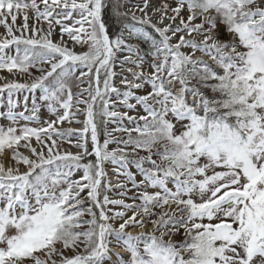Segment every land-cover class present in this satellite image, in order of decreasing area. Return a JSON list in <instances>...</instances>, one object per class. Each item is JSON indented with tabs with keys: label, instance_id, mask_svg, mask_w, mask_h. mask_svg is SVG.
Wrapping results in <instances>:
<instances>
[{
	"label": "rangeland",
	"instance_id": "obj_1",
	"mask_svg": "<svg viewBox=\"0 0 264 264\" xmlns=\"http://www.w3.org/2000/svg\"><path fill=\"white\" fill-rule=\"evenodd\" d=\"M261 1L260 5L258 0H253L238 6L242 14H249L255 27L264 21L260 16L264 12ZM120 2L124 15L142 27H149L163 40L160 48L166 54L162 60L145 61L139 57L136 45L129 41H110L106 45L99 21L93 19L97 17L94 0H0V79L12 80L0 88L3 93L0 96V181L5 183L29 174L32 166L23 163L24 155L29 162L40 165L49 164L53 159L64 160L62 169H57L62 171L59 177L46 173L52 177L46 179L44 188L32 191L25 186L22 202H17L8 188L0 190V260L4 257L0 264H123L122 258L127 255L124 253L128 252L120 232L150 235L154 224L160 222L165 225L161 228L164 229L161 241L171 239L180 255L195 253L191 243L186 251L181 248L185 235L195 230L206 232V239L212 245L207 247L212 264H264V244L257 241L258 238L263 241L264 206H260L263 211L255 223L251 218L256 209L251 199L264 193V79L257 72L253 77L249 72L257 60L264 68L263 47L259 44L257 53L256 45L264 36V25L257 33L256 30L247 33L243 27L241 35L232 30L226 36V41L231 42L229 53L234 56V69L242 66V53L247 51L248 43L258 47L256 53L260 56H247L242 73L248 80L250 98L256 102V118L243 128V139L238 135L236 140L233 132H222L219 127L206 150L193 153L186 149L192 142L187 133L200 129L190 110L200 106L202 97L197 91L178 92L174 86L182 77L173 75L177 65L172 62L179 58L187 63L188 57L209 59L210 55L225 51L221 43L223 26L213 27L206 22L211 13L191 12L190 3L185 0L153 1L156 17H169L164 27L136 17L145 13L148 0ZM128 9L134 10L133 15L127 13ZM90 21L94 23L90 25ZM75 40L85 46L79 48ZM94 41L99 42L94 44V52L89 56L91 52L87 53L84 47ZM25 44L36 51L19 53L26 49ZM41 48L56 58L43 59ZM171 48L174 52H170ZM88 56L92 64L100 57L101 61L107 59L104 87L110 95L103 97L106 156L102 155L97 140L95 105L99 96L107 93L99 85L97 71L91 84L89 72L83 66L85 73L75 80L73 93L65 85L50 92L43 87L61 58L78 60ZM131 68L136 69V74L123 75L139 81L136 87L122 84L121 77L116 76L117 72ZM137 127L144 128L142 132L152 130L139 139L143 144L138 150L131 145L134 141L131 136L140 134ZM60 128L71 131L51 135ZM37 130L48 132L38 134ZM88 134L94 147L85 156L94 153L97 159L92 188L91 166L80 163ZM170 138L176 142V161L162 153L171 148ZM65 148H72L76 153L66 152ZM185 160L195 162V174L188 177L191 184L186 186L182 183L183 172L188 170L185 171ZM70 161L74 165L68 166ZM171 171L181 180L175 182ZM101 184L106 188L107 208L99 210L100 221L105 218L113 229L104 234L101 256L93 260L96 250L91 255L83 254L94 241L91 216L80 221L81 226L72 234H75L72 243L71 238L68 241V237H61L70 228L65 223L60 226V218L74 216L76 213L72 210L81 204L101 205L98 200ZM147 193L166 196L161 207L150 202ZM187 202L188 208L184 206ZM203 204L209 209H202ZM194 209L202 211L195 214ZM171 216L183 219L178 226H171L168 220ZM100 234L99 227L97 245ZM149 241L147 236L135 240L138 254L147 255L143 264H172L167 254L165 258H157L160 253H153L145 246ZM13 250L17 252L15 257L9 255Z\"/></svg>",
	"mask_w": 264,
	"mask_h": 264
},
{
	"label": "trees",
	"instance_id": "obj_2",
	"mask_svg": "<svg viewBox=\"0 0 264 264\" xmlns=\"http://www.w3.org/2000/svg\"><path fill=\"white\" fill-rule=\"evenodd\" d=\"M188 1L190 3L189 5L192 11L195 14H212L209 22L213 27H215L216 25L223 26L224 36L221 43L224 45V50H228V54L223 55L220 53L216 57L210 58L209 62H204L203 60L196 59L186 60L188 61L186 63L185 61H180L179 58L176 60V62H172L176 63V69L181 70V76L183 77L182 79L184 80L186 86H188L187 88L192 91H197L202 97V105L199 108H191L190 110V112L195 113V120L197 121L196 124H198L197 127H199L200 129H194L192 131V133L194 134L190 132L187 133L188 135H191L190 141L192 142L191 144L189 142L188 147H186V149L194 153L201 149L206 150V147L211 141V139L216 137L214 131H216V129L219 127H221L222 132H224V130H230L231 132H233L234 135L232 134V137H234L236 140L238 139V135H240V138L243 139L245 137L244 132H242L243 128L247 127L250 121L256 118L257 114L256 109L254 108V103L256 102L252 101L250 98L251 95L247 86L248 80L245 78L244 75H242V73L245 69L247 56H260L257 54L260 52V47L258 46L259 44L263 47L264 51V36L256 42V45L259 47V51L257 46H253L252 43H248L247 47L249 49L246 52L242 53V57H244V59L242 58V66L236 69H234L235 64L232 62L234 56L229 53L231 42H228V40L226 41V36L227 33L232 30L237 31L241 35V33L244 32L243 27L247 30V33L249 32L250 34H252L253 30H256L255 32L257 33L259 32V30H263L264 23H258L256 27L253 26L249 14H242L241 7L238 8V6H242L244 2H251L253 0ZM101 16L103 24L106 28V32L109 38H111L110 40L112 42H115L116 40L121 39L124 35H127L128 37H132V39L140 45L144 55L156 57L160 56V53L158 52L156 46V44L158 43L157 35L150 28L146 26L142 27L139 24H135L128 18V16L124 15L122 13L120 0H103ZM77 44L80 47L85 46L83 43H81V41L78 40ZM25 45L26 49H24V51H19V53H27L28 50L36 51L35 49H32L31 46H28L27 44ZM41 50L42 51L40 54L44 57L43 59L48 60L50 58H56L55 56H53V54L50 53V51H47L45 48H41ZM256 51L258 52L256 53ZM89 52H91L89 54V56H91L94 52V47L89 48L88 53ZM89 56L86 58L68 61L64 63V65L61 66L55 74H53L44 82L43 87L50 92L53 90H57L62 85H65L70 89L71 93H73L75 80H78V77L85 73L82 72L84 71L83 66L88 70H86V72H89L88 76L90 77V81L92 84L94 73L96 72L98 62L101 61V57L98 59L96 64H92L91 57ZM258 62L259 61L257 60L254 62L255 64H251L249 72L252 74V77L257 72L258 74H260L262 79H264V68L262 67L261 63ZM262 63L264 65V61ZM106 68L107 66L99 70V85L101 86L102 90L107 93L108 91H106V88L104 87V77L107 75L106 73H104V71H106ZM113 92L116 93V91ZM109 95L110 94L107 93L105 94V96L104 94L99 96L100 99L98 100V102H96L95 105L96 127L98 132V138L100 141L99 147L102 150V155L104 156H106L104 147L107 140V134L104 133V123L106 121L103 118V106L105 104V98ZM135 129L139 130L140 134H133V136H131L134 140L131 142V145L136 150H138L140 148L139 145L143 144L139 139L146 137L145 135L150 134L152 130L147 129L142 132L144 128L137 127ZM66 132L69 131H62L60 134H64ZM142 133L144 135H142ZM60 140L64 141V139L62 138ZM170 140L172 142L170 144L171 148H169L167 152L162 153L166 154L168 158L171 157L175 160L178 157V150L176 147V142L172 141V138H170ZM85 146L87 148V155L92 151L94 146L90 139V134H88L87 136V145ZM134 160L139 162V159L137 158H134ZM63 161L64 160H58L51 165H43V167H39L34 173V175L28 179V185L30 186V189L32 191H38L39 189L44 188L47 178H50L52 176L53 178L56 176L59 177V173H61L62 171L59 172L57 171V169H62L60 165H62ZM80 163H87L89 166L92 167H90L89 170L92 181V176L94 175L97 163L96 157L93 154L89 155L87 158L86 156H84L83 159L80 160ZM80 163L75 164L78 166L80 165ZM185 163V171L186 168H188V170L186 172H183V181L186 185H189L191 184V180L188 177H193V175L195 174V162H186L185 160ZM67 165L72 166L74 165V163H71L70 161L67 162ZM46 173L51 174L52 176H46ZM171 176L177 181L181 180L180 178H178L177 173L173 171H171ZM6 183L7 182H5V184ZM93 183L94 180L90 183V188H92ZM2 187L5 188V185L1 186V188ZM106 195V188L105 186H103V184H101V186L99 187V202L101 203L103 211H106L107 208ZM146 197H149V201L156 205V207H161L162 199H164V197L166 196L160 194L147 193ZM251 201L254 203V207H256L255 212H252L253 215L251 216L252 222H254L257 220V215L261 214L263 211L262 207L264 206V193L258 194L254 198V200L251 199ZM184 204V206H186L187 208L189 207V202ZM260 206L262 207L260 208ZM203 207L208 208L207 206H205V204L202 205V209ZM72 211L76 213L74 216L69 217L67 219L65 215H62L60 218L62 219V221L60 222V226L61 224L63 225L65 223L66 227L70 228V230H68V232L63 234L61 237L64 239L68 237V241L71 238L70 242L72 243L74 240L73 237L75 236V234H72L77 232V227L81 226L80 224L82 222L80 223V221L90 215L93 222L91 226L94 228V235L92 237L94 241L89 245L88 249L84 251L83 254H91L96 250L97 247L96 237L98 235V230L101 224L99 209L97 208V205L93 202L90 206L87 204H81ZM200 211L202 210L194 209L192 212L196 214ZM182 219L183 218L179 219L175 216H171L168 218L169 222L172 224L171 226L177 225L180 221H182ZM162 227H165L162 222L154 224L155 230H160ZM205 234L206 232L198 233L195 230H190V232L185 235L184 239L182 240L183 242H181V248L185 249L186 251L187 245L191 243L192 246H194V249H196L195 253L192 255L190 253L180 255L179 252L174 249L172 244L162 242L160 239L154 238L152 236L150 237L153 240V245L150 244V246L152 247L151 250H153V253H160L157 258L163 257L164 254H167L170 263L176 264L180 259L182 264H212L213 260H211L212 258L207 252V247L210 248L212 247V245L208 243ZM122 236H124L125 238H129L128 243L131 240L134 242L136 238H140L135 235H126L124 233H122ZM257 241L264 244V236L263 241L259 240V238ZM148 245L149 244H147L146 247ZM133 248L134 247L132 245L129 246L131 256L126 259L124 264H143V261L146 257H140L136 255L135 250H133ZM9 253L12 257H15V255L17 254L15 250ZM3 260L4 257L1 256L0 261L3 262Z\"/></svg>",
	"mask_w": 264,
	"mask_h": 264
},
{
	"label": "bare ground",
	"instance_id": "obj_3",
	"mask_svg": "<svg viewBox=\"0 0 264 264\" xmlns=\"http://www.w3.org/2000/svg\"><path fill=\"white\" fill-rule=\"evenodd\" d=\"M149 1L150 2L148 4V6L146 8V12H145V18L146 19L152 18L153 14H154L153 11H152V8L154 6L153 5L154 4L153 3L154 0H149ZM99 2H100V0H95V2H94L95 9L99 8ZM165 18H169V17H166V15H164L162 17H159V19H155V21L163 22V21H165ZM136 72L137 71H136L135 68H131V70H125V71L117 72L116 73V76L118 75V76L121 77L120 80L123 81L122 84L124 83V85H131L133 87H136V86L139 85V81L137 82V81H135L133 79V77H128V76H124L123 75L125 73H130V74H133L134 75V74H136ZM11 82H12V80H10V79H8L6 82L3 81L2 79H0V88H3L5 86L9 85ZM65 151L66 152H71L72 154L76 153L75 150L72 149V148H65Z\"/></svg>",
	"mask_w": 264,
	"mask_h": 264
}]
</instances>
